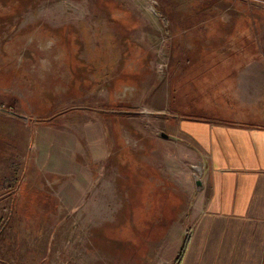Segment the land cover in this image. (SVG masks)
<instances>
[{
    "label": "crops",
    "instance_id": "1",
    "mask_svg": "<svg viewBox=\"0 0 264 264\" xmlns=\"http://www.w3.org/2000/svg\"><path fill=\"white\" fill-rule=\"evenodd\" d=\"M206 10L208 38L162 77L101 61L98 83L66 87L50 112L0 79V202L46 219L77 210L91 236L78 264H264V0ZM171 89L200 110L168 114ZM7 237L0 251L17 256Z\"/></svg>",
    "mask_w": 264,
    "mask_h": 264
},
{
    "label": "rangeland",
    "instance_id": "2",
    "mask_svg": "<svg viewBox=\"0 0 264 264\" xmlns=\"http://www.w3.org/2000/svg\"><path fill=\"white\" fill-rule=\"evenodd\" d=\"M229 3L232 0H0V81L16 79L13 87L36 97L39 112L43 106L50 112L46 104L62 100L66 87L72 90L82 81L94 86L101 61L114 70L151 68L162 77L174 66V51L189 54L192 42L208 38L202 33L205 23L199 26L206 8ZM100 46L103 54L98 55L94 49ZM173 77L168 76V82ZM121 78L136 83L138 75ZM107 81L101 85L111 84ZM14 91L10 98L17 100ZM183 101L176 100L171 89L162 107L170 115L174 109L183 114L200 110ZM10 207L15 218H10ZM78 229L77 210L46 219L40 212H16L14 203L0 202L1 234L8 232L7 239L19 245L17 256L0 251V259L12 264H37L38 259L39 264H78L80 243L91 239ZM117 238L119 242L123 236Z\"/></svg>",
    "mask_w": 264,
    "mask_h": 264
},
{
    "label": "trees",
    "instance_id": "3",
    "mask_svg": "<svg viewBox=\"0 0 264 264\" xmlns=\"http://www.w3.org/2000/svg\"><path fill=\"white\" fill-rule=\"evenodd\" d=\"M0 233H1V231H0ZM186 244H187V238H186V240L184 241V244H183V246H182V248H181V250H180V252H179V254H178L177 258H176V262H177V263L180 262V260H181V258H182V256H183V253H184V251H185Z\"/></svg>",
    "mask_w": 264,
    "mask_h": 264
}]
</instances>
